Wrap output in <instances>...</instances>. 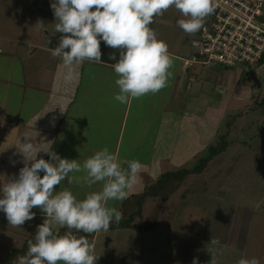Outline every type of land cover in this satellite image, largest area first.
I'll return each mask as SVG.
<instances>
[{
    "label": "crops",
    "instance_id": "obj_1",
    "mask_svg": "<svg viewBox=\"0 0 264 264\" xmlns=\"http://www.w3.org/2000/svg\"><path fill=\"white\" fill-rule=\"evenodd\" d=\"M178 20L156 16L150 25L176 58L169 69L172 76L168 86L156 94L131 99L127 104L114 99L119 93L115 84L119 77L112 65L85 60L83 64L68 66L52 54L53 46L41 49L29 46L25 60L29 64L24 66L21 61V84L9 77L8 81V78L3 80L7 83L6 89L0 90V186L18 175L24 166L16 145L19 141L23 143L26 136L35 137L38 133L36 143L50 142L47 146L51 151L80 163L107 147L120 160L136 159L143 166L127 189V199L108 203L125 217L136 212L132 198L142 194L147 186L165 174L193 169L199 160L206 158L220 135L227 109L240 96L236 79L242 74L204 64L187 67L185 63L193 55L192 47L188 45V35L178 27ZM19 53L22 49L16 48L15 53L9 54L18 57ZM69 72L71 79L67 78ZM41 157L49 159L43 152L38 154ZM10 160L16 163L13 165ZM122 167L126 169L127 165ZM80 175L70 173V176ZM196 176H190L161 205L158 216L155 215L158 199L149 198L143 204L142 217L135 220L136 228L114 230L116 223H113L107 232L95 233L89 242L94 244V254L99 257L97 264H138L141 253L147 249L154 252L153 264H167L168 259L175 260L179 255V264H192L194 258L198 264H212L213 258L216 264H236L241 257L247 258L243 242L237 244L233 240V244H224L225 252L217 249L222 245L218 243L222 238L214 234L220 228L218 222L209 221L210 204L213 198L220 203L234 204L221 196H205L206 193L191 189ZM102 184L98 182L89 188L75 182L69 184L66 179L56 186V191L67 188L78 200H83L89 192L100 191ZM32 211L36 213L35 218L20 227L8 224L5 214L0 212V263L35 238L37 226L45 216L39 208ZM155 216L154 228L140 230L150 225ZM65 228L53 225V232L58 234ZM250 233L241 231L234 236L247 242ZM221 234L233 236L232 232ZM181 239L185 240V246L179 249ZM212 240L217 243H211Z\"/></svg>",
    "mask_w": 264,
    "mask_h": 264
},
{
    "label": "clouds",
    "instance_id": "obj_2",
    "mask_svg": "<svg viewBox=\"0 0 264 264\" xmlns=\"http://www.w3.org/2000/svg\"><path fill=\"white\" fill-rule=\"evenodd\" d=\"M172 7L186 17L177 21L178 27L187 35H195L203 29L206 18L214 14L216 4L215 0H53L51 9L58 21L55 31L63 35L52 54L68 66L83 64L85 60L101 62L103 41L120 52L118 62L112 65L119 77L115 80L119 93L114 99L127 104L131 99L156 94L168 86L172 76L169 69L176 58L149 25L154 17ZM110 59L115 60L116 56L113 54ZM67 78L71 79V72ZM35 137L26 136L23 143H17L24 166L0 186V212L8 224L20 227L33 220V208H39L45 216L37 226L34 242L28 241L27 253L18 256L13 264H97L94 244L84 236L73 235L72 230L94 234L107 232L113 223H120L122 212L108 203L127 199V189L143 166L136 159L120 160L107 147L82 163L61 158L47 146L50 142L36 143ZM41 152L49 159L38 158ZM10 163L14 165L16 161ZM125 164L126 169L122 167ZM66 179L69 184L75 182L89 188L103 182L102 189L78 200L67 188L56 191V186ZM53 225L68 231L54 234ZM192 264L198 261L194 258ZM236 264L260 261L241 257Z\"/></svg>",
    "mask_w": 264,
    "mask_h": 264
},
{
    "label": "rangeland",
    "instance_id": "obj_3",
    "mask_svg": "<svg viewBox=\"0 0 264 264\" xmlns=\"http://www.w3.org/2000/svg\"><path fill=\"white\" fill-rule=\"evenodd\" d=\"M52 2L53 0H0V90L6 89L7 83H3L6 78L7 81L13 78L14 82L21 84V61H24V66L29 64L25 61L29 46L51 48L53 45L50 38H60L63 35L55 31L58 21L51 9ZM171 17L176 20L186 19L174 7L162 15L166 19ZM199 35L200 31L195 35H188V45L192 47L193 38L195 40ZM16 48H20V51L22 49V55L19 53L18 57H10L9 53H15ZM192 54L191 58L196 54L193 47ZM208 66L212 68L215 65ZM258 68L252 70V67L247 66L245 75L236 79V86L241 89L240 96L227 109L220 135L209 150L215 151L219 146L223 151L208 163V169L203 175L198 174L192 179L191 189L201 191L200 194L206 193L205 196H221L234 204L231 206L229 203H220L216 198L210 204L209 221L214 219L218 222L220 228L214 234L222 238V242H218L222 245L217 249L225 252L224 244L232 243L233 240L237 244L243 242L241 244L244 245L243 252L247 254V258L256 257L264 264V66ZM234 73L237 74V70ZM212 87L211 84L210 88ZM234 106L239 108L234 109ZM219 190L223 193L218 194ZM148 211L149 209L146 214ZM155 215L158 216L157 212ZM156 216L151 219H156ZM241 231L251 232L247 242L234 236L240 235ZM228 232H232L233 236L221 234ZM180 243L178 248H184L185 240L181 239ZM153 254V251L147 249L145 253H141L137 263L153 264ZM175 257V260L168 259V262L165 257V262L179 264L180 255ZM158 258L159 256L156 260Z\"/></svg>",
    "mask_w": 264,
    "mask_h": 264
},
{
    "label": "built area",
    "instance_id": "obj_4",
    "mask_svg": "<svg viewBox=\"0 0 264 264\" xmlns=\"http://www.w3.org/2000/svg\"><path fill=\"white\" fill-rule=\"evenodd\" d=\"M215 4L214 14L192 42L196 54L185 65H215L241 74L247 66L258 70L264 61V0H215Z\"/></svg>",
    "mask_w": 264,
    "mask_h": 264
},
{
    "label": "trees",
    "instance_id": "obj_5",
    "mask_svg": "<svg viewBox=\"0 0 264 264\" xmlns=\"http://www.w3.org/2000/svg\"><path fill=\"white\" fill-rule=\"evenodd\" d=\"M151 25V24H150ZM264 65V61L261 63L260 66ZM245 74H242V76ZM223 151V148H220L219 146L216 148L215 151H209V155L206 158H202L199 160L198 165L193 169H187V170H181L174 173H168L162 176L155 184H150L146 187V190L140 194L137 197H133L132 200L136 202L137 210L136 212L130 214V216H123L120 223L116 224L113 229H133L136 228L135 220L142 217V209L143 204L149 199V198H156L158 199V204L156 208V212H158L161 208V205L169 199L180 187L182 184L193 175H198L203 173L208 163L213 160L215 157H217V154L221 153ZM156 223V219L153 218L150 225L140 229L142 231H149L150 229L154 228ZM68 231L67 228L63 229L58 235H64ZM73 235L77 236L78 238L81 236H84L89 241H92L94 234H86L83 232H78L76 230H72ZM55 234V233H54ZM35 238L32 239L34 242ZM28 250V241L25 243V246L18 251H14L10 253L0 264H13V262L16 260L18 256L25 255Z\"/></svg>",
    "mask_w": 264,
    "mask_h": 264
},
{
    "label": "water",
    "instance_id": "obj_6",
    "mask_svg": "<svg viewBox=\"0 0 264 264\" xmlns=\"http://www.w3.org/2000/svg\"><path fill=\"white\" fill-rule=\"evenodd\" d=\"M50 41L53 44V47L56 48L59 44L60 38H50ZM100 48L102 53L101 63L113 65L118 62L120 58V52L118 49H113L106 46V44L103 41H101ZM113 54L116 56L115 60L110 59V56Z\"/></svg>",
    "mask_w": 264,
    "mask_h": 264
}]
</instances>
